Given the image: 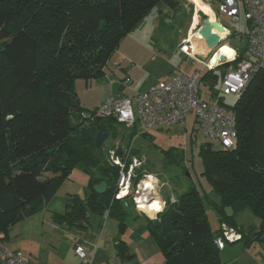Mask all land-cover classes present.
I'll use <instances>...</instances> for the list:
<instances>
[{"label": "trees", "instance_id": "obj_1", "mask_svg": "<svg viewBox=\"0 0 264 264\" xmlns=\"http://www.w3.org/2000/svg\"><path fill=\"white\" fill-rule=\"evenodd\" d=\"M162 4L180 9L178 0H0V233L42 210L75 167L90 177L87 196L68 195L66 211L55 212L54 221L82 230L92 214H107L118 221L120 233L126 231L135 208L131 200L126 206L115 199L120 166L105 155L104 144L102 158L95 155L97 131L116 137L115 124L120 123L97 117V110H87L80 101L74 105L75 80L104 76L122 40L150 14H163ZM250 24L246 21L245 34ZM244 55L245 46L237 61L201 74L211 90L205 99L232 109L237 120L233 148L214 149L207 143L200 150L202 174L220 199L214 202L220 227H210L205 198L196 187L169 202L157 219L147 217L166 264H224L215 239L223 223L237 228L235 216L245 210L260 224L240 241L249 246L264 234V67L235 95L234 104H227L228 95L215 89L225 70ZM87 112L92 115L86 117ZM137 127L122 134L126 146L140 135L149 137L150 132L140 134ZM162 152L166 158L171 153ZM137 173L135 181L143 176L141 169ZM101 181L108 183L105 207L98 205L100 195L94 190ZM227 206L234 209L231 217ZM117 247L128 261L126 243Z\"/></svg>", "mask_w": 264, "mask_h": 264}, {"label": "rangeland", "instance_id": "obj_2", "mask_svg": "<svg viewBox=\"0 0 264 264\" xmlns=\"http://www.w3.org/2000/svg\"><path fill=\"white\" fill-rule=\"evenodd\" d=\"M193 5L190 6L191 10L181 11V13L177 14L178 21L185 25H183V28H171L167 26V20H165L162 27L155 20L156 13L150 14L134 31L122 40L117 52L107 64L104 76L90 81L82 78L76 79L75 91L81 106L90 111L99 109L107 86H112L114 94L118 93L122 96L132 95L133 92L141 90L143 82L140 81V76L131 71V63L134 61L138 63L141 58H145L151 53L159 51V49H164L162 53L169 56L166 50L182 41L187 32L197 33L208 14L204 16L205 13L200 10L198 13L199 21L196 25H193L196 13L195 4ZM221 17L230 24L232 23L231 19L226 15L222 14ZM232 27L234 29V26ZM225 41L236 43V46L242 47L245 45L247 37L244 35L242 40L230 37ZM228 46L231 47L230 45ZM211 53L205 56H210ZM178 58L179 65L183 67L182 70L188 74L193 73L197 69L206 70L199 63H193L190 60L185 61L179 55ZM135 70L138 71V68L135 67ZM128 77L133 82L122 91L120 86V83H122L121 79H127ZM221 87L222 83L220 80L216 83L215 89L219 90ZM210 93V88L205 83H202L201 95L204 98H208ZM224 101L227 104H234L236 96H225ZM194 118L195 116L191 114L183 124L156 129L146 139L140 135L131 144L133 153L130 159L125 160L124 157V160L128 166L132 158L144 159L143 165H137L135 171L137 172V170L141 169L143 175L145 173L153 174L162 185L161 193L163 197L171 203H173L170 199L172 196L178 199L181 194L192 187L198 188L205 198L208 221L214 231L220 227V216L214 202H219L220 199L208 179L202 174L204 164L200 157V150L207 143H210L214 149H221L222 146L216 141L206 138ZM115 127L118 129L117 136H110L103 147L105 155L110 156L109 159H111L117 143L121 141L122 134L128 131V128L122 124H115ZM137 128L141 134L143 129L140 125ZM129 147V145L126 146L125 150ZM136 149L138 154L135 153ZM162 150L171 151L169 157L166 158ZM89 180L90 177L85 170L81 167H75L70 175L56 188L55 192L51 193L42 210L26 216L10 227L7 233H0L2 241L10 250L21 251L28 260V264H74L73 247L77 238L85 239L88 235L91 238L95 230L98 231V234L102 231L104 235H112L114 232L117 235L119 232L118 221L108 215H97L98 217H96L92 214L93 216L89 220V228L82 230L72 228L67 224H58L54 221L53 215L55 212L64 213L66 211L68 195L87 196ZM130 212H135V210L130 209ZM242 212H246L240 214L245 223L247 218L244 217V214H248L247 217L253 218V215L248 210ZM245 223L241 229L242 236L249 232ZM98 234L94 239L95 243L98 241Z\"/></svg>", "mask_w": 264, "mask_h": 264}, {"label": "built area", "instance_id": "obj_3", "mask_svg": "<svg viewBox=\"0 0 264 264\" xmlns=\"http://www.w3.org/2000/svg\"><path fill=\"white\" fill-rule=\"evenodd\" d=\"M218 9L221 14L231 19L238 39L245 34L242 27L243 21L251 23L246 34L244 57L235 67L225 70L222 80L221 92L235 96L245 91L254 75L264 67V0H219ZM224 26L228 38L231 35V28ZM201 40L198 32L195 34L192 31L187 32L179 50L193 62L201 64L208 70H214L225 62H234L240 58L241 49H234L232 57H227L226 60L218 59L216 63H212L210 57L214 52H218L222 45L212 51H199L195 42ZM209 53H211L210 56H205ZM202 71L197 69L191 74L183 71L171 74L133 96L112 95L104 100L96 116L115 118L128 129L140 125L143 132H150L157 128L164 129L183 124L186 118L193 114L196 124L206 138L216 141L224 148L231 149L235 146L238 137L236 114L232 109L211 102L201 95ZM128 111H131V116L122 119ZM131 144L124 152L125 160H129L132 154ZM124 157L116 161L111 158L113 163L120 166L115 199L124 201L126 206L131 200L136 210L149 218L148 212H155L157 214L155 219H157L168 207V203L160 197L159 183L154 185L155 190L149 189L146 186L148 177L154 175L146 173L135 181L138 175L135 168L137 165H143L145 160L132 158L127 166ZM137 201L144 203L145 209L138 208ZM153 202L163 204V210L155 211L148 208L147 206ZM241 238L239 229L223 223L222 233L215 239V243L222 250L226 242H234ZM74 253L79 260L78 264H91L92 253L82 242L75 244ZM0 264H28V260L21 251L10 250L0 236Z\"/></svg>", "mask_w": 264, "mask_h": 264}, {"label": "crops", "instance_id": "obj_4", "mask_svg": "<svg viewBox=\"0 0 264 264\" xmlns=\"http://www.w3.org/2000/svg\"><path fill=\"white\" fill-rule=\"evenodd\" d=\"M178 1L180 5V9L178 11H173L162 4L160 5V8L161 10H163L164 13L160 15L157 12H154L157 15L155 19L156 22L159 23L162 27L164 26L165 23L162 20L163 18H166L168 19V21L166 22L167 26L171 28L173 27L183 28L184 23L178 21L177 14L181 13V11L186 12L188 10H191L190 6L195 4L196 13L194 20L197 18V22L199 21L198 13L201 10L205 13L204 16L208 14L210 17L213 16L214 19H217L222 24L230 26L229 28H231V35L228 38L235 37L236 39H238L236 36L232 35L235 32V27L234 29L232 27L234 26L233 23L230 24L221 17L222 14L219 12L218 9L219 0H199L202 4H204L206 10L202 8H198L196 0H178ZM197 22L193 23V25H196ZM242 27H243V32L245 33L246 30L245 20L243 21ZM244 35L246 36V34ZM242 38L238 40H242ZM180 42L176 43L175 45H172V47L169 50H166L169 56H167L165 53H162L164 49H159V51H156L155 53H151V55L146 56L145 58H141L138 63L136 61L132 62L130 65L131 71H134L136 75L140 76L139 79L141 82H143V85L141 90H137L133 92L132 95H125V96H133L138 92L146 90L151 85L164 80L167 76L183 71L182 70L183 67L179 65L178 55L185 61L190 60L191 62H193L190 58H188L185 54H183L179 50ZM225 44L230 45L233 49H241L244 46H246L247 41L245 45L242 47H238L236 46V43H231L230 41L229 42L225 41ZM135 67L138 68V71L135 70ZM121 80L122 83H120V86L122 91L126 89V87L130 86L131 83L133 82L130 77ZM112 95H119V94L118 93L114 94L113 87L107 86L105 88V92L103 93L101 103H103L104 100H106L108 97ZM157 129H162V128H157ZM155 130L156 129L152 131ZM152 131H150V133ZM137 138H139V136ZM143 138L146 139V137ZM125 147L126 145L124 143V149ZM159 187H160V191H159L160 197L163 200H165L167 203H169L170 201L167 200L165 197H163L161 193L162 185L160 183H159ZM170 199L172 200L173 203L178 200L173 196ZM241 213H246V212H239L235 216V222L238 225L237 229H239L240 232L245 223L244 219L240 216ZM94 215L98 217L97 214ZM247 215L248 214H244V217L247 218V221L245 223L247 226V230L251 231L254 228H259L260 220L254 215L252 216L253 218H249V216L247 217ZM92 216L93 215L90 216V219L92 218ZM147 217L148 216L146 214L135 209V212L131 213L127 221L128 226L125 232L120 233L119 231L117 235H115V232L112 235L111 234L104 235V233L102 234V231L100 234H98V231L95 230L93 231L92 233L93 236H91V238L90 235L85 237V239L77 238L76 241L74 242V246L77 242H82L84 244V246L92 253L91 264H166L165 257L160 247L158 246L156 240L149 231V223ZM87 228H89V226ZM97 234H98L97 237L98 241L97 243H95L94 239ZM120 241L126 243L127 245L126 254L131 255V258H129L128 261H124L122 257H120L118 254L117 246L119 245ZM220 257L224 262V264H264V234H262L259 237V240L254 239L251 245L249 246H246L245 243L240 240L234 242H226L225 247L222 250H220ZM73 260H74V264H78V259L76 255Z\"/></svg>", "mask_w": 264, "mask_h": 264}, {"label": "water", "instance_id": "obj_5", "mask_svg": "<svg viewBox=\"0 0 264 264\" xmlns=\"http://www.w3.org/2000/svg\"><path fill=\"white\" fill-rule=\"evenodd\" d=\"M166 20L168 21V19ZM198 33L204 41L205 46L210 50H215L223 43V41L227 39L225 26L217 19L212 20L209 15H207V17L203 20L201 26L198 29ZM218 59L226 60L227 57L224 54L218 55V52H214L211 58V62L216 63ZM78 103L79 100L75 99L74 105H78ZM76 111H78V108L76 109ZM84 115L86 117H90L92 113L87 112ZM110 136L111 132H103L100 130L97 131L95 135V146L97 148L95 151V155L98 159L102 158L101 147L110 138ZM124 152V143L121 140L117 143V146L114 149L111 158L115 161L118 159H123ZM94 190L100 195L98 198V205L101 207H105L107 204L106 192L108 190V183L106 181H101L100 183L94 185ZM225 212L227 216L231 217L234 214V209L231 206H227L225 207Z\"/></svg>", "mask_w": 264, "mask_h": 264}, {"label": "clouds", "instance_id": "obj_6", "mask_svg": "<svg viewBox=\"0 0 264 264\" xmlns=\"http://www.w3.org/2000/svg\"><path fill=\"white\" fill-rule=\"evenodd\" d=\"M127 116H131V111H128L127 113L124 114V116L122 117V119L126 118ZM159 183L158 179L155 177V176H149L148 177V183H147V187L149 189H154V185ZM137 205H138V208L140 209H145L146 205L144 203H141L140 201H137ZM148 208L150 209H154L155 211H162L163 210V207L164 205L163 204H160V203H157V202H153L152 204L148 205L147 206ZM150 218L151 219H155V215L154 214H151L150 215Z\"/></svg>", "mask_w": 264, "mask_h": 264}, {"label": "bare ground", "instance_id": "obj_7", "mask_svg": "<svg viewBox=\"0 0 264 264\" xmlns=\"http://www.w3.org/2000/svg\"><path fill=\"white\" fill-rule=\"evenodd\" d=\"M196 2H197V6H198V8H202V9H205V10H206V7L204 6V4H202L199 0H196ZM207 9H208V7H207ZM211 19L214 20V17L212 16ZM196 22H197V18L194 20V23H196ZM197 23H198V22H197ZM195 43L197 44V46H198V50H199V51H208V50H209V48H207V47L205 46L203 40H201V41H199V42H195ZM220 47H221V46H220ZM224 49H230L231 52L234 53V49H233L232 47H229L228 45L223 44L222 47H221V49H218V55H219V54H224L226 57H229V58L233 56L232 54H229V53H227V52H224V51H223ZM211 58H212V57H210V60H211ZM148 213H149L150 215H151V214L157 215V214H155V212H152V211H149Z\"/></svg>", "mask_w": 264, "mask_h": 264}, {"label": "snow or ice", "instance_id": "obj_8", "mask_svg": "<svg viewBox=\"0 0 264 264\" xmlns=\"http://www.w3.org/2000/svg\"><path fill=\"white\" fill-rule=\"evenodd\" d=\"M223 51H224V52H227V53H229V54L234 55V53H232L230 49H224Z\"/></svg>", "mask_w": 264, "mask_h": 264}]
</instances>
